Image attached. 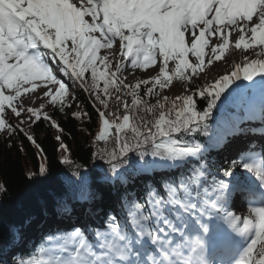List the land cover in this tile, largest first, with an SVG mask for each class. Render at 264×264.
Listing matches in <instances>:
<instances>
[{
    "label": "snow or ice",
    "instance_id": "snow-or-ice-1",
    "mask_svg": "<svg viewBox=\"0 0 264 264\" xmlns=\"http://www.w3.org/2000/svg\"><path fill=\"white\" fill-rule=\"evenodd\" d=\"M230 48L255 58L196 84ZM81 91L104 109L113 92L131 97L122 115L98 110L93 159L107 167L62 155L51 211L10 226L0 264H264V0H0V132H25L10 123L22 113L49 121L46 105L63 111ZM145 173L159 180L141 197L128 186ZM239 200L246 214L230 210Z\"/></svg>",
    "mask_w": 264,
    "mask_h": 264
},
{
    "label": "trees",
    "instance_id": "trees-1",
    "mask_svg": "<svg viewBox=\"0 0 264 264\" xmlns=\"http://www.w3.org/2000/svg\"><path fill=\"white\" fill-rule=\"evenodd\" d=\"M198 78L194 77L196 84L203 87ZM148 99L150 103L155 102L152 98ZM197 99L199 100V97ZM110 103L111 99L108 101V108L104 109L95 102L94 97H89L87 93L81 91L75 99L69 98L68 105L63 111L50 105L51 111L47 114L51 118L49 121H55L59 126V139L54 134L56 128L41 118L30 127V134L33 135L35 143L27 140L26 130L21 132L16 128L19 121L24 119L12 116L14 119H10V123L16 131L0 135V184L6 189L0 193V246L8 239L10 226L22 224L29 216L36 217L38 223L42 219L41 212L44 206L51 211L54 181L63 175H70L68 166L61 163L62 155H67L72 162L82 165L81 170L87 169L90 174L107 167L102 161L94 160L93 153L97 152L99 147L105 146L103 142L95 140L100 125L98 110L107 112ZM74 105L78 106L76 111H73ZM78 112L87 115H82L78 119L73 115ZM25 124L26 122L21 126L24 128ZM61 143L67 148L66 153L60 148ZM41 165L47 170L46 176L39 174ZM157 180L159 176L156 173L145 181L141 176H137L128 187L141 197H145L144 184L153 186ZM105 195L106 199L110 200L107 190ZM88 207L87 204V209ZM82 210V206L77 205V213ZM34 228L35 223L28 229L29 235H34ZM16 255L23 257L24 253L17 252Z\"/></svg>",
    "mask_w": 264,
    "mask_h": 264
},
{
    "label": "rangeland",
    "instance_id": "rangeland-1",
    "mask_svg": "<svg viewBox=\"0 0 264 264\" xmlns=\"http://www.w3.org/2000/svg\"><path fill=\"white\" fill-rule=\"evenodd\" d=\"M234 37H235V35H233L230 39H233ZM251 51L252 50H250L249 53H242V54H239L237 56H230L228 58V69L226 71H221V68L217 66V62H216L212 66L211 71L209 72V77H205L204 74L201 73L200 77L198 78V81L200 82V84L202 86H204L206 82H211L210 77H212V76L218 77V75H222V74H225V73H230L232 70H234V64L235 63H241V65H242L243 56L244 55H249L250 59L255 58L254 55H250ZM130 73H131V70H129L128 72L123 73L122 74V78L127 77L126 82H131V83L135 82V79H136L137 76H139L141 78H147L149 75H154V73L152 72L151 69H149L147 71V73H139L137 71H136V73H132V74H130ZM178 83L179 82H175L174 81V86L171 87V90L169 91L168 89H165L163 91V95H167V96H169V98H172V97L175 98L177 95L181 94L182 89L178 86ZM238 83H239V81H238ZM37 91H39V90H37ZM116 95H117L116 93L113 94V97L111 99V103H110V106H109V109H108L107 112L116 113L118 115H122L124 113L122 101L127 100V102L129 103V100H130L131 97H124V96L121 95V102H117L116 99H115ZM42 102H43L42 100L37 99L30 106L39 107ZM118 103H119V106H118ZM77 109H78V106L74 105L73 106V111H76ZM43 111L46 112V113L48 111H51L50 105H46L45 108L43 109ZM108 118L109 119H113L112 116H109ZM11 119H14V117H11ZM21 119H24V121L26 122V124L24 126V129L26 130V132L28 134H30V127L28 126L29 125V120H28L27 114L22 113L21 114ZM48 122L51 123L50 121H48ZM4 134H5L4 132H0V135H4ZM54 134H55L56 138L60 136V132L58 130H56V129H55ZM108 147L110 149L112 146H110V144H108ZM228 148H232V146H229ZM232 152L233 153H226V151L221 152V154L224 155V160H227L228 157L233 156L234 155V151H232ZM217 155L218 154H213L212 160H216ZM222 164L223 163L220 161V162H218L217 165H222ZM143 187H144V191L146 192V189L150 188L151 186L149 184H146V185L144 184ZM241 206H243V205L241 204ZM241 206L237 203L235 205L234 209L238 210V213L246 214L247 212L243 211L244 207H241ZM10 264H11V262H10Z\"/></svg>",
    "mask_w": 264,
    "mask_h": 264
},
{
    "label": "bare ground",
    "instance_id": "bare-ground-1",
    "mask_svg": "<svg viewBox=\"0 0 264 264\" xmlns=\"http://www.w3.org/2000/svg\"><path fill=\"white\" fill-rule=\"evenodd\" d=\"M235 39H236V36L231 40L234 41ZM242 53H244L243 49L237 51L235 49L230 48L228 50V52L226 53V56L228 59L230 56H237V55L242 54ZM217 66L221 68V71H226L228 69V63H224L223 61H218ZM109 143L112 146L111 141H109Z\"/></svg>",
    "mask_w": 264,
    "mask_h": 264
}]
</instances>
